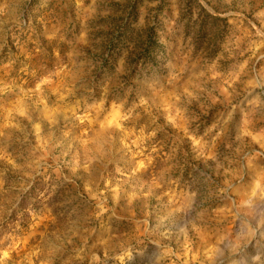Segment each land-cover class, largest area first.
<instances>
[{"label": "rangeland", "instance_id": "obj_1", "mask_svg": "<svg viewBox=\"0 0 264 264\" xmlns=\"http://www.w3.org/2000/svg\"><path fill=\"white\" fill-rule=\"evenodd\" d=\"M0 264H264V0H0Z\"/></svg>", "mask_w": 264, "mask_h": 264}, {"label": "trees", "instance_id": "obj_2", "mask_svg": "<svg viewBox=\"0 0 264 264\" xmlns=\"http://www.w3.org/2000/svg\"><path fill=\"white\" fill-rule=\"evenodd\" d=\"M148 38H149V40H151V36H148ZM148 43H149V42H148ZM147 47H148V44L146 45V48H147ZM146 48L143 50V51H144V53H145V52H146V50H147ZM142 55H143V54H142Z\"/></svg>", "mask_w": 264, "mask_h": 264}]
</instances>
